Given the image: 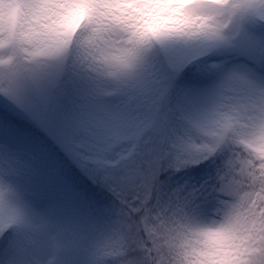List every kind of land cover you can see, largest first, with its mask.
<instances>
[{
    "label": "rangeland",
    "instance_id": "1",
    "mask_svg": "<svg viewBox=\"0 0 264 264\" xmlns=\"http://www.w3.org/2000/svg\"><path fill=\"white\" fill-rule=\"evenodd\" d=\"M12 2L20 14L32 7L30 0ZM181 8L185 21L200 22L195 31L184 25L153 30L181 35L179 43L166 51L169 59L173 49L208 45L210 52L199 55L200 61L218 57L207 60L210 74L188 77L175 87L163 83L167 65L154 54L151 29L139 34L115 80L89 83L75 77L82 87L63 103L93 111L91 130L77 141L80 158L73 159L86 184L62 178L48 157L33 156L41 145L36 139L22 138L12 152L0 155V208L8 213L23 205L34 218L33 224L25 225L30 229L29 264H107L106 252L114 255L112 264H139L138 213L167 200L204 214L213 208L209 195L213 178L228 158L223 161L217 154L225 151L230 139L211 131L214 113L221 109L235 121L253 122L244 139L249 134L264 137V65L238 58L229 43L240 30L264 33L259 19L264 0H192ZM12 30L11 23L10 42ZM4 33L0 13V35ZM212 43L221 47L216 50ZM70 63L71 55L63 48L55 49L49 62H30L17 57L13 46L8 59H0V91L7 92L20 81L32 88L59 83L63 90L74 77ZM218 65L234 69L232 75L218 79ZM51 136L56 139L55 133ZM4 140L11 143L7 134ZM209 146L214 157L203 166L157 181L170 162L179 166L195 161ZM2 258L7 262L8 257Z\"/></svg>",
    "mask_w": 264,
    "mask_h": 264
},
{
    "label": "clouds",
    "instance_id": "2",
    "mask_svg": "<svg viewBox=\"0 0 264 264\" xmlns=\"http://www.w3.org/2000/svg\"><path fill=\"white\" fill-rule=\"evenodd\" d=\"M192 0H30L23 14L0 0L5 33L0 59L11 49L22 61L49 62L57 48L69 70L89 83L115 80L139 34L161 25L196 30L181 5ZM44 9L45 11H41ZM11 18V19H10ZM16 23V36L8 28ZM213 208L204 214L171 200L137 214L139 264H264V137L233 140L225 167L213 178Z\"/></svg>",
    "mask_w": 264,
    "mask_h": 264
},
{
    "label": "snow or ice",
    "instance_id": "3",
    "mask_svg": "<svg viewBox=\"0 0 264 264\" xmlns=\"http://www.w3.org/2000/svg\"><path fill=\"white\" fill-rule=\"evenodd\" d=\"M229 43L239 54L238 58L247 60L250 64L264 65V33L257 36L240 30ZM210 47L218 50L221 45L212 43ZM172 51L178 59L180 53L175 49ZM217 58L210 55L202 61L169 65L164 71L162 82L175 87L182 85L188 77L206 76L210 74L207 60ZM233 71L234 69L226 65H218L215 69L220 80L228 79ZM69 76L71 74L62 76L61 81ZM81 87L75 77H71L68 87L63 90L59 83L32 88L26 82L20 81L7 92L0 91V155L12 152L14 144L22 138L36 139L70 163L72 171L79 172L69 161V156L74 160L80 158V153L76 150L77 141L91 130L93 111L66 105L63 101L71 92L80 90ZM57 101L60 103L57 104ZM51 133H55L56 139L52 138ZM6 134L11 143L4 140ZM68 179L72 177L68 176ZM33 223L31 210L23 205L8 213L0 208V264H29L27 254L30 229L25 225ZM5 254L8 257L7 262L2 258Z\"/></svg>",
    "mask_w": 264,
    "mask_h": 264
},
{
    "label": "trees",
    "instance_id": "4",
    "mask_svg": "<svg viewBox=\"0 0 264 264\" xmlns=\"http://www.w3.org/2000/svg\"><path fill=\"white\" fill-rule=\"evenodd\" d=\"M18 12V11H17ZM259 19L262 21V27L264 28V12H262V15L259 16ZM13 30L11 31L10 39L14 40L16 36V23L12 22ZM12 37V38H11ZM150 37L152 40V46L154 50V54L157 58L161 59L166 63L167 66H178L182 63H192L195 61H200L201 56L199 55L200 52H203L205 54H208L210 52L209 49H207L208 45H205L204 47L195 48L196 44L190 45L188 48L182 50H177L180 53V57L177 59L175 56L171 59L166 54L167 50H171L170 48L173 46L172 43H179L176 41V39H181L180 34H169L166 31H155L152 29L150 32ZM169 57V58H167ZM159 73V72H157ZM140 115L143 117V113H140ZM180 125V124H179ZM254 126V123L251 122H243V121H235V118L229 114V112H224V110H217L214 113L213 122L211 124V131H213V134H223V137L228 138L230 137L229 142L226 144V149L224 152L217 154L219 155V158L221 160H225L229 156V150L231 148V144L233 140H239L240 142L244 143L246 142V139L243 138L244 133L249 132L251 130V127ZM229 130V131H228ZM187 131L188 136H191V130L187 126L185 129ZM223 131V132H221ZM53 138V137H52ZM247 138H254L253 134H249ZM54 139V138H53ZM36 142H40V150L36 153H33V156L35 157H48L51 161L55 163L57 168L62 173V178H68V176L72 177V180H75L76 182H79L81 184H86L87 179L85 175H80L79 173H82L81 170H79L75 164V161L72 159L71 156H69V161L71 164H74L76 168L79 170V172L72 171L70 167V163L65 162L58 153H54L51 151L49 147H47L42 141L37 140ZM198 144V143H196ZM204 146V145H202ZM80 153V152H79ZM214 157V152L211 146H209V149L204 153L201 154V157H197V159L189 160L186 163L174 166L173 162L169 163V166H167V169L162 168V171L160 175L157 178V181H159L162 178H165L169 174L181 171L182 173L186 174L192 169L199 168L200 166H203L207 162V160H211ZM4 257H7V254L4 255ZM114 255L112 253L106 252L105 259H107V264H112V260Z\"/></svg>",
    "mask_w": 264,
    "mask_h": 264
}]
</instances>
